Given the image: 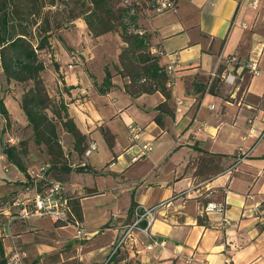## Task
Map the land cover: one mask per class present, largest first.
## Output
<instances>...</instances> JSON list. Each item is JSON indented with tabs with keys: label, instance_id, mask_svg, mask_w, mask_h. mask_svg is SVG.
<instances>
[{
	"label": "crops",
	"instance_id": "obj_1",
	"mask_svg": "<svg viewBox=\"0 0 264 264\" xmlns=\"http://www.w3.org/2000/svg\"><path fill=\"white\" fill-rule=\"evenodd\" d=\"M72 23L80 31L78 42H90L83 21L78 18ZM136 24L149 34L148 51L157 63L170 67L167 105L172 116H164L162 127L151 120L155 114L152 108L163 100L160 92L130 96L123 87L128 78L114 75L112 86L99 95L82 68L65 66L56 59L62 75V82H57L60 90L72 86L63 93L69 101L68 114L87 142L99 139L110 154L95 166L90 162L91 153L80 165L99 170L113 157L102 174L79 172L82 182L63 185L78 202L86 232L82 240L70 243L75 258L101 263L98 261L107 259L122 225L131 219V202L149 206L169 199L150 227L162 245L153 250L120 249L106 264H264V135L261 139L258 136L264 126V0H255L253 5L251 0H173L170 7L158 12L145 8L144 15L136 17ZM58 34L64 40L63 33ZM100 36L104 34L94 38ZM60 50L67 64L68 55ZM231 55L237 59L235 66L226 64ZM252 59L257 60L256 74L245 67ZM102 66L95 75L96 84L102 80ZM217 68H222L218 89L211 94L207 86ZM222 72L233 75L232 84L220 81ZM115 87L119 93L112 96ZM97 95L113 103H105L109 107L103 108L93 100ZM10 100V96L4 97L6 108ZM15 103L17 122L26 125ZM114 121L138 127L137 138L127 132L129 144L119 146L110 129ZM99 126L112 134L110 147ZM145 143L153 147L142 153ZM260 145L262 151L258 150ZM236 154L242 159L233 166ZM5 166L8 169L3 170ZM0 170V195L12 185L6 183L8 177L24 179L1 152ZM74 173L69 172L71 179ZM122 196L124 206L117 207ZM91 197L100 198L101 210L85 207ZM210 201L224 204L222 214L203 210ZM98 211L96 224L88 225L89 212L97 215ZM0 215L1 225L15 241L28 230L59 227L46 217L13 219V208L6 203H0ZM222 216L229 219V225L221 224ZM41 220L43 226L31 224ZM99 228L105 230H100L101 234H110L104 243L90 234Z\"/></svg>",
	"mask_w": 264,
	"mask_h": 264
},
{
	"label": "trees",
	"instance_id": "obj_2",
	"mask_svg": "<svg viewBox=\"0 0 264 264\" xmlns=\"http://www.w3.org/2000/svg\"><path fill=\"white\" fill-rule=\"evenodd\" d=\"M57 15L60 16L59 19ZM78 18L83 21L91 37L114 31L125 44L117 55L118 64L112 63L114 71L110 72L106 65L103 66V77L99 84L95 83V77L92 74L86 72L96 93L102 95L109 90L112 86L110 81L112 76L127 77L128 82L123 87L130 96L154 91L160 92L163 96V100L152 108L155 114L151 120L157 126L162 127L164 116H172V111L167 105V100L170 99L169 78L164 72V67L157 63L156 56L148 51L149 34L145 30L141 31L137 26L135 11L129 14L120 0H0V71L6 83H28L19 100V107L26 121L25 126L31 130L34 145L37 147L44 145L46 154L53 162H59L62 155L57 139V124L72 137L75 151L83 150L85 136L78 130L68 114L66 102L62 97L59 96L58 100L54 101L47 95L41 77V73L46 68L43 56L53 55L50 50L52 32ZM54 39L62 42L59 35H56ZM65 49L67 50L68 47ZM236 64L237 59L229 65ZM52 66L57 72V62H52ZM221 70L222 68H217V73L209 81L208 93L217 92L218 76ZM69 87L72 86L65 87L64 90ZM47 112L51 115L49 116ZM0 114L6 121L7 110L1 96ZM99 130L105 143L110 147L113 143L112 134L103 126H99ZM14 152L15 146L1 149L5 160L14 165L23 174L24 179L17 181L16 191L6 199L0 200L1 204L10 202L17 190L22 191L30 184L29 176L23 165L16 159ZM112 159L113 157L99 170H94L85 164L80 165L79 162L73 169L69 166L63 167V172L67 173L66 175L70 171L88 172L92 175L102 174L104 167ZM74 198L71 201L72 210L80 219L79 205ZM134 205L131 202L129 209ZM197 221H200V218ZM104 226L108 224L105 223ZM0 264H6L1 237Z\"/></svg>",
	"mask_w": 264,
	"mask_h": 264
},
{
	"label": "rangeland",
	"instance_id": "obj_3",
	"mask_svg": "<svg viewBox=\"0 0 264 264\" xmlns=\"http://www.w3.org/2000/svg\"><path fill=\"white\" fill-rule=\"evenodd\" d=\"M137 1L138 2L135 9L136 17L144 15L145 8H148L153 12L152 7L154 5V0ZM59 18L60 16L57 15V19ZM73 26V23H68L63 28L54 30L52 32L50 36L52 48L50 50L53 55L43 56L46 68L41 73L47 95L54 101H57L58 97L61 96L66 104L69 101L67 97L63 95L64 90H60V86H58L57 84L58 81L62 82V75L58 72V70L56 72L53 69L52 62H56V59H58L61 60V63L65 64V66L78 65V67L82 68V70L92 74L93 77H95V75H98V71L102 66V62L103 66L106 65L110 72L114 71L112 68V63H114L113 60H115L118 64L117 55L125 46V44L121 42V39L119 38L117 32L114 31L105 33L104 36H100L96 39L94 37H91L89 38L90 42H88L87 44L83 42L80 43L78 42V38L80 37L78 26ZM59 31L63 33L65 41L62 38V42L55 41L54 37L56 35H59ZM60 47L68 55L69 61L67 64L62 61L65 55L63 52H60ZM65 47H68V49L66 50ZM70 51H72L71 53L73 54H70ZM71 57L74 58V61L71 59ZM114 83L117 82L114 80ZM27 86L28 83H6L0 71V96L2 97L3 103L5 96H10L11 98L10 104L8 103L7 108L4 105L7 110V120L5 121L3 116L0 114V152L3 147L15 146L14 155L16 159L23 165L26 172L32 176L43 175L47 179L58 180L63 185L64 183L69 184L70 182H82L83 175L81 173L75 172L73 174L74 176L71 179L69 177V174L66 175L67 173L63 172V167L69 166V168L73 169L77 163L84 161V158H86V156L83 154V150L87 145L86 140L84 141V145H82L84 146L83 150L81 152L75 151L73 149L72 137L68 133L63 131L57 124V139L62 150V155L59 159V162H53L51 160V157L46 154L44 145L41 144L38 147L34 145L30 128L17 122L18 115H16L14 111L16 107L15 102H17L19 105L21 94L27 88ZM111 91H113V96L114 93H119V88L115 87ZM93 100H96L95 104L102 105V107H105L106 109H108L109 107L107 106L108 103H113L110 101V98L106 100L104 98H100L99 95L93 98ZM121 101H123V99L119 100V102ZM105 103H107V105H105ZM47 114L49 116L51 115L49 112H47ZM110 129L112 133L115 134V139L119 146H126L127 144H129V141L127 140L128 129L123 126L122 123H120L119 121H114L111 123ZM262 137H260L259 139H261ZM10 139L12 143L8 142ZM95 145L96 149L90 156V162L95 164V166H98L104 163V161L110 156V154L107 155L106 148L99 139H95ZM152 147L153 144L150 143V149H152ZM258 150L262 151L263 145H260ZM234 158L235 159L233 161V166L237 165L241 161L242 156L241 154H236ZM43 163H48L49 168L42 174L41 171H38V168ZM7 167L8 166L3 167V170L8 169ZM8 178L9 179L6 181V183H12V185H10L9 190L5 194L3 193V195H0V200H3V198L5 199L7 196H10L11 193L13 194L16 191V185L18 184L16 176L11 175ZM99 200L100 198L91 197L84 203V205L90 210H101V204ZM124 202L125 200L122 196L117 200L116 206L123 207ZM99 214V211L97 215H91V213L89 212L86 223L88 225L94 226L96 224L95 222H97L100 217ZM2 221L3 218L2 215H0V237L3 250L4 252H6L8 249V245L10 244V240L2 236L1 234ZM32 223L38 226H43L42 220L39 222L32 221L31 224ZM54 229L56 230H42L37 228L20 233L21 236L16 239V243H18L21 250L23 251L24 264H73L76 258L73 248H70V243L74 244L79 240L73 238V229L70 226H59L55 227ZM100 230L105 231L104 228H99L95 233L90 232V234L91 236H95L96 238H98V240H101L100 243H104L106 242V239L110 234L109 232L101 234L99 232ZM103 260L104 259L98 262H102Z\"/></svg>",
	"mask_w": 264,
	"mask_h": 264
},
{
	"label": "built area",
	"instance_id": "obj_4",
	"mask_svg": "<svg viewBox=\"0 0 264 264\" xmlns=\"http://www.w3.org/2000/svg\"><path fill=\"white\" fill-rule=\"evenodd\" d=\"M173 0H154L152 7L153 12H158L166 9L172 5ZM121 5L128 9V13H134L137 5V0H120ZM255 0H251L253 5ZM73 54V53H70ZM74 59V58H73ZM236 60L235 55L228 57L226 64ZM245 67L250 74H256L258 72L257 60H248L245 63ZM164 72L169 76L170 67L164 68ZM234 77L229 72H222L220 75V81L228 85L232 84ZM212 108V105L209 106ZM127 132L134 138H137L139 128L131 123L126 125ZM264 135V126L262 127L259 137ZM11 142V139L8 141ZM12 143V142H11ZM9 145V144H8ZM96 149L94 141H88L83 150V154L87 157ZM150 149L148 143L142 145V153L145 150ZM49 168L48 163H43L38 171L43 174ZM29 176V185L22 191L16 193L15 197L11 199L9 204L13 208V219L26 220L30 217H46L51 223L58 226H70L73 229V237L77 240H82L86 236L80 219H78L72 210V194L63 186L61 182L54 179H47L43 175ZM168 200H162L156 204L134 205L131 208V219L124 223L121 230L112 244L107 259L98 264H106L118 250L128 248L130 250H137L142 248L144 250H153L162 245L163 241L157 235L153 234L150 230L152 222L156 219L159 208L168 205ZM257 205L253 206L254 212ZM203 210L205 212L215 211L218 213L223 212L224 204L222 202H206ZM264 219V218H263ZM8 225V221L4 223ZM222 225H229L228 218L221 217ZM2 236L7 237L10 240L8 249L4 252V258L6 264H24L23 254L20 247H18L13 236L8 233L6 226L1 225ZM73 264H89L83 262L80 259H76Z\"/></svg>",
	"mask_w": 264,
	"mask_h": 264
}]
</instances>
